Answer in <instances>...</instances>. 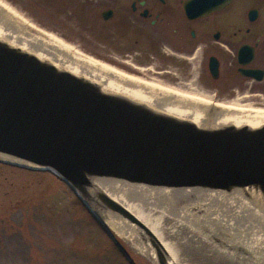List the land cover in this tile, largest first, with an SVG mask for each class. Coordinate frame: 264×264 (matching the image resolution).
Instances as JSON below:
<instances>
[{
    "label": "water",
    "instance_id": "obj_1",
    "mask_svg": "<svg viewBox=\"0 0 264 264\" xmlns=\"http://www.w3.org/2000/svg\"><path fill=\"white\" fill-rule=\"evenodd\" d=\"M0 161L56 173L132 264L102 213L137 233L154 264H170V255L150 228L100 185L104 181L195 192L211 201L230 197L264 214V123L197 125L104 90L4 38Z\"/></svg>",
    "mask_w": 264,
    "mask_h": 264
},
{
    "label": "rangeland",
    "instance_id": "obj_2",
    "mask_svg": "<svg viewBox=\"0 0 264 264\" xmlns=\"http://www.w3.org/2000/svg\"><path fill=\"white\" fill-rule=\"evenodd\" d=\"M5 1L14 5L13 7L31 23L70 44L84 55L112 64L108 59H114L116 55L114 47L109 48L103 42L104 36L88 35L84 29L86 27L83 22L89 11L84 3L67 4L60 2L61 0ZM153 188L170 193L168 198L166 195L164 199L168 205H171L169 198H173L178 205L189 204L184 205V208L200 204L202 208L197 212L189 211L196 219V223L197 219L203 216L202 212L205 210L203 205L207 203H211L212 209L225 213L233 208L237 209V205L240 204L233 203L230 197L225 200L214 198L211 201L206 199L208 196L204 197L195 192L190 195L175 189ZM140 208L147 207L142 204ZM153 210L154 217L160 214L157 207H153ZM165 213L167 212H164V215ZM102 215L103 221L123 243L136 264H154V261L132 240L118 231L115 226L122 225L119 219L110 217L107 212ZM168 215L172 217L171 222L181 227L179 230L187 232L189 225L186 224V219H181L179 215L175 216V213ZM250 215L255 222L264 223V216ZM170 227L169 224L168 228ZM165 229L167 231V226ZM169 230L171 231V228ZM220 230L223 237H230L231 229L228 230L224 226ZM239 230L236 228L233 232L242 235ZM215 242H219L218 248L222 247V251L229 249L226 245L220 244L223 243L220 240ZM231 242L232 240H230L232 251L228 250L231 252L229 256L218 254L216 251H213L214 255L198 254L195 252L198 249L196 246L190 250V255H179V263L171 260L170 256V264H264V255L250 249L245 241L244 243L240 241L238 246L232 245ZM216 250L221 251L217 248ZM222 251L221 253H224ZM251 259L253 263H247ZM0 264H129V262L120 254L68 184L55 173L50 170L21 168L0 161Z\"/></svg>",
    "mask_w": 264,
    "mask_h": 264
},
{
    "label": "flooded vegetation",
    "instance_id": "obj_3",
    "mask_svg": "<svg viewBox=\"0 0 264 264\" xmlns=\"http://www.w3.org/2000/svg\"><path fill=\"white\" fill-rule=\"evenodd\" d=\"M60 2L85 4L86 33L104 36L119 69L215 99H264V0Z\"/></svg>",
    "mask_w": 264,
    "mask_h": 264
},
{
    "label": "bare ground",
    "instance_id": "obj_4",
    "mask_svg": "<svg viewBox=\"0 0 264 264\" xmlns=\"http://www.w3.org/2000/svg\"><path fill=\"white\" fill-rule=\"evenodd\" d=\"M13 6L8 1L0 0V38L30 50L40 58L47 59L77 75L91 79L99 83L104 90L121 93L157 110L190 119L201 126L234 124L257 127L264 123V100L250 99L243 94L233 99L217 101L212 95L183 91L177 87H171L160 81L150 79L137 71L143 70L137 68L135 70V67L133 69L137 72L124 68L119 69L120 67L116 64L106 63V60L102 61L84 55L70 44L31 23ZM100 185L107 192L113 193L119 202L130 211L132 210V213L150 228L171 256V260L175 262L179 263V255H190V250L196 246L198 249L195 252L198 254L214 255L212 253L216 251L218 254L229 256L231 255L230 251H232L230 240L233 242H231L232 245L236 246L239 245L240 241L243 243L245 241L250 249L264 255V223L255 222L253 216L250 215L259 214L261 216L259 209L250 208L246 204H239L237 209L233 208L225 213L212 209L211 203L202 204L205 206V210L202 212L203 216L199 217L196 223V219L192 217L190 212H197L199 208H202L200 204H193L184 208V205L189 204L178 205L173 198H169L171 205H168L164 200L166 199L165 196L167 195L168 198L170 194L167 191H158L153 187L148 188L140 184H132L131 186V184L119 180L104 181ZM142 204L147 208L141 209ZM220 204L223 203L220 202ZM153 207L158 208V213H160L158 216L152 215L155 212ZM240 208H245V210ZM164 212L167 213L164 215ZM168 213H175V216L179 215L181 219H186V224L189 225L186 233L179 230L180 226L170 221L172 217ZM262 215L264 216V214ZM162 223L167 226V231L166 226H161ZM169 224L171 231L168 228ZM224 226L228 230L231 229L229 238L232 239H229L228 236L223 237L220 229H223ZM115 227L154 260L153 253L147 251L145 244L139 237L135 236L137 233L134 234L130 227L123 225ZM173 228H176L175 231L173 230L174 232L172 231ZM236 228L240 229L242 235L233 232ZM215 240L223 242L220 244L226 245L230 251H228L229 249L222 251V247L218 248L219 242L216 243ZM216 248L224 253L216 250ZM252 261L253 259L247 263H253Z\"/></svg>",
    "mask_w": 264,
    "mask_h": 264
}]
</instances>
